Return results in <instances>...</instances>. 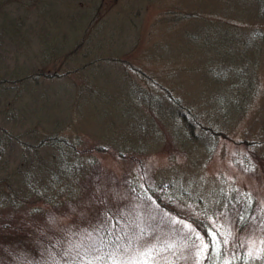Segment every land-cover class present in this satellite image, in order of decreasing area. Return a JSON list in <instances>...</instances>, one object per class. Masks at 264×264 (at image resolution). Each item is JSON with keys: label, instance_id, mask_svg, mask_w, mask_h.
<instances>
[{"label": "rangeland", "instance_id": "rangeland-1", "mask_svg": "<svg viewBox=\"0 0 264 264\" xmlns=\"http://www.w3.org/2000/svg\"><path fill=\"white\" fill-rule=\"evenodd\" d=\"M129 217L176 241L136 236L109 264L143 246L264 264V19L245 0H0V245L62 264L50 233Z\"/></svg>", "mask_w": 264, "mask_h": 264}, {"label": "trees", "instance_id": "trees-1", "mask_svg": "<svg viewBox=\"0 0 264 264\" xmlns=\"http://www.w3.org/2000/svg\"><path fill=\"white\" fill-rule=\"evenodd\" d=\"M245 1L250 2L255 8L256 19L263 20L264 0H245ZM261 36H262V32L259 30L252 31L251 33L247 34L244 39V46H245L244 48H248L252 45H256L257 44L256 40ZM237 53L238 51L229 52V55H233V56L236 55L237 57L238 56ZM162 203H163L162 201L158 200L157 205L160 208L159 209L160 213L162 214L161 219L165 220L167 216L165 215V209L163 208L165 207V205ZM153 208L155 207L152 206L148 208V210H151ZM249 215L250 213L247 212L243 216L244 222L248 219ZM111 220L113 223L111 224L105 223L107 224L106 229L105 230L102 229L100 231L101 234H99V232H96L95 234V232L92 231L79 232L76 233V235H71V238H69L68 240L67 238H65L67 241H64L61 237L62 232L59 231L57 234L50 233L49 236L51 239H48V242L45 241V243L47 244V246L50 245L51 247H53L52 248L53 251H57V253L61 254V255L58 254L56 255L59 258V261H62V264H109L116 257L113 255L115 254L113 253V250H116L118 248H123V246H130L132 242L131 240H134L136 236L137 237L141 236L142 239L148 236V241L150 243L153 242L154 244L156 242L154 236L159 237L160 235V234L156 235L157 233L154 232V230L152 229V223H154V220H145L140 218L139 220H144V223H140V222L132 223L133 220L130 217L127 220V222L125 221L124 223L112 218ZM193 221L195 224H197L198 227L202 228L205 231L206 237H209L207 235L208 230L205 226V222L199 219L197 220L194 219ZM158 223L162 225V222L160 220ZM24 227H22L21 229L17 228L19 230L17 231L18 233L17 235L28 237V235L31 232L24 231ZM26 227H28L29 229V226ZM0 228L6 230H12L13 227L0 224ZM36 235H38L37 232L33 233V235L30 238H33ZM162 235L163 236L160 235V237H162V240L160 239L158 243L159 244L162 243L161 245L163 246L169 245L170 243L168 241H173V240L176 241V239L169 240L171 239L172 236L169 237V235H166L165 230L163 231ZM175 235L176 234L174 233V236ZM158 243L157 245H159ZM84 245H86L85 248ZM34 249L32 251L33 252L32 254H36V252H34L35 251ZM37 249L38 248H36V251ZM38 251H40V249ZM67 251L69 253H67ZM41 254H42L41 252H38V255H33L31 256V258L33 259L37 258L36 261H38L40 259L38 257H40ZM9 258H13V259L15 258L18 262L22 264L37 263L31 261L29 262L30 257H28L27 259L22 257L19 253H17V251H15L12 247L8 245H0V264H15L14 262L10 261L12 259ZM136 259L137 258L133 259L128 256H123L121 260L120 259L118 260L121 261L122 264H141L140 259L138 260ZM208 262H209L208 264H215L214 262H212V260H210V258ZM243 263L244 262L242 260L240 264ZM155 264H159V262L155 261Z\"/></svg>", "mask_w": 264, "mask_h": 264}, {"label": "snow or ice", "instance_id": "snow-or-ice-1", "mask_svg": "<svg viewBox=\"0 0 264 264\" xmlns=\"http://www.w3.org/2000/svg\"><path fill=\"white\" fill-rule=\"evenodd\" d=\"M137 255L140 257L141 264H155V261L152 260V257L155 255L152 247L143 246L137 249ZM113 264H116V262L114 261Z\"/></svg>", "mask_w": 264, "mask_h": 264}]
</instances>
